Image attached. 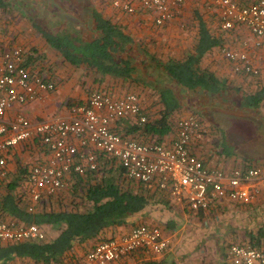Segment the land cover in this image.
Returning a JSON list of instances; mask_svg holds the SVG:
<instances>
[{
  "label": "trees",
  "instance_id": "trees-1",
  "mask_svg": "<svg viewBox=\"0 0 264 264\" xmlns=\"http://www.w3.org/2000/svg\"><path fill=\"white\" fill-rule=\"evenodd\" d=\"M196 1L199 4L194 11L196 39L182 56L156 58L136 42L120 22L95 7L82 9L89 16L87 22L93 29L90 37H84L80 28L73 25V21L65 19V24L59 26L61 17H57L59 20L49 26L34 20L32 27L47 47L58 55L60 63L80 71L76 82L80 87H86L83 90L86 97L93 91L113 96L125 92L138 95L145 121L139 122L137 116L115 120L112 122V129L116 133L134 140L144 137L142 142H165L168 136L171 138L175 135L177 123L183 118L172 121L174 113L181 109L175 86L185 93L192 91L208 98L221 95L229 89L234 90L237 105L241 109L256 108L264 100V79L258 80L253 89L231 87L205 64L208 53L223 46L224 37L209 27L200 8L206 12L212 10L199 0ZM240 1L243 3L247 0ZM9 7L11 4L8 0H0L2 38L5 36L2 31L10 22L7 19ZM115 13L118 14L117 11ZM146 15L127 16H138L140 19ZM152 24L154 25L153 22ZM14 43L15 39L10 37L6 42L0 41V46L5 49ZM19 45L27 52L26 63L29 68L42 75L31 63L32 55L39 51L32 48L33 53L26 46ZM121 80L126 82V89L113 88L112 84ZM55 90L56 84L53 91ZM146 91H151L156 98L157 108L151 114L145 112L142 104V92ZM83 101L82 99L74 104ZM224 151H228L227 148L222 149L223 153ZM26 153L29 154L28 159L25 158ZM43 153L47 152L41 146L40 137L34 136L15 146L7 157L8 173L0 180V214L3 219H13L21 224L35 223L44 230L45 236L42 239L22 241L0 240V264H68L81 258L97 243L127 234L137 225L157 226L164 235L162 228L169 230L178 223L173 216L182 218L186 213L193 215L196 220L208 222L226 210L234 212L251 205V202L223 199L214 202L208 209L192 210L175 201L168 186L160 188L155 179L141 182L130 178L114 156L97 153V165L94 169L65 177L64 186L38 201L37 210L30 212L27 209L29 193L26 179L30 167L40 160ZM148 209L159 218H154L152 214L153 219L141 220L139 216ZM163 218L167 220L166 226H161ZM51 229L55 230L54 235L50 234ZM223 237L231 241L225 248L227 260L222 264H232L228 253L230 246L235 243L255 248L264 246V226L245 228L229 235L223 233ZM91 239L93 242L88 244ZM78 246L81 253L76 254L75 248ZM139 255L146 257L143 263L152 262L153 254L141 249L116 260L123 258L126 261V258H139Z\"/></svg>",
  "mask_w": 264,
  "mask_h": 264
},
{
  "label": "built area",
  "instance_id": "built-area-1",
  "mask_svg": "<svg viewBox=\"0 0 264 264\" xmlns=\"http://www.w3.org/2000/svg\"><path fill=\"white\" fill-rule=\"evenodd\" d=\"M187 0H111L120 14H147L155 26H162L181 14ZM211 9L225 31L245 29L255 43L264 40V0H199ZM235 63V71L257 73L245 48L221 47ZM27 52L20 45L0 46V180L7 176V157L18 144L40 137L43 153L29 169L26 187L28 211L38 201L64 186L65 177L82 174L97 165V153L114 156L128 177L141 182L155 179L160 188L169 187L177 202L192 210L208 209L214 202L230 199L250 202L258 182L264 183V164L224 168L209 165L191 151L192 141L203 137L200 121L193 115L181 118L175 135L165 142H140L122 137L112 122L128 116L146 117L138 95L125 92L113 96L93 91L83 102L69 107L68 118L31 120L25 106L55 89L54 81L32 71ZM44 230L35 223L21 224L0 214V240L42 239ZM169 240L157 226H134L127 234L97 243L81 258L68 264H108L134 250L159 255ZM232 264H264V246L238 243L228 250Z\"/></svg>",
  "mask_w": 264,
  "mask_h": 264
},
{
  "label": "rangeland",
  "instance_id": "rangeland-1",
  "mask_svg": "<svg viewBox=\"0 0 264 264\" xmlns=\"http://www.w3.org/2000/svg\"><path fill=\"white\" fill-rule=\"evenodd\" d=\"M11 4L8 11V24L4 27V38L0 37L1 42H6L10 37L15 39L14 45L22 44L28 48L29 51L34 53L32 48H36L37 52L32 55L33 67L42 73L43 76L52 79L56 84V89L62 90L64 95L63 103L65 106H70L78 102L80 93L84 95L83 100L86 98L85 88L80 87L76 80L79 77L80 71L73 69L67 65L59 62L58 55L51 50L45 44L44 40L37 34L33 27L32 22L42 21L43 24L49 26L59 20L58 25L63 26L66 21H73V25L80 28V32L84 37H90L93 35L92 26H90L89 16L87 13H83V10L90 8H97L101 13L107 15L108 13L116 19L124 27V29L131 33L135 38V41L140 43L148 53L152 54L156 58H166L168 56H182L183 53L188 51L196 39V21L194 20V11L196 10L197 1L187 0L180 15L171 22L164 24L163 26H154L151 22L149 15L143 16L139 19L138 16H127L124 14H117L115 11L110 13L107 11L106 5H111V0H8ZM103 2L105 3L104 5ZM202 15L209 27L214 32H220L224 37L223 45L239 50L245 48L247 56L251 64L257 69V73H246L243 71H235V63L227 59L221 50V47L213 49L208 53L205 64L208 65L213 71L220 73L221 70L228 69L229 73L235 72L242 76L240 86L243 88L253 89L257 85L258 80H262L261 73L264 71V40L255 43L251 35L243 28H236L230 31L223 30L218 20L212 11H203L200 8ZM109 15V16H110ZM58 17V18H57ZM145 17V18H144ZM37 18H40L37 20ZM63 18V19H62ZM138 18V19H137ZM130 20L129 22H127ZM1 32V33H2ZM1 36H3L1 34ZM2 38V39H1ZM5 40V41H4ZM41 52V53H40ZM228 73V74H229ZM219 75V74H218ZM124 87V88H123ZM121 87L126 89V86ZM134 89V88H132ZM177 96L180 99L181 109L178 113H174L172 121L179 117H185L188 115L201 118L207 123L210 131L215 132L214 137L218 143L216 146L229 149L230 146L220 141V135L226 133L225 126L228 125L233 130H227L235 133L234 128L239 130H246L250 133L253 123L248 121L247 116H252L254 111L251 108L241 109L237 105V94L234 90H227L221 95L211 96L208 98L206 95L195 92H183L178 87H174ZM84 90V91H83ZM78 93V94H77ZM151 91L142 92V104L145 107L146 113H153L157 108L156 98ZM78 95V96H76ZM207 97V98H206ZM250 113V114H249ZM227 114L232 115L233 118L227 122ZM238 115V116H235ZM241 128V129H240ZM225 136V135H224ZM228 143V140H227ZM225 144V145H224ZM246 145V144H245ZM216 148V147H214ZM26 159L29 158V154L26 153ZM186 214V213H185ZM180 218L176 221L177 224L173 225L174 228L169 229L162 228L164 235L169 238L168 249L165 253L172 254V260H181V257L193 256L194 261H205L207 264H222L227 260V254H225V248L231 241L223 237V233H217L218 227L224 228L227 224H233V217L231 221L224 219H210L207 221L194 220L190 221L189 217ZM167 220L163 218L161 226H166ZM182 228H185L186 232L190 228L205 229L204 234H200L194 237L197 241L190 239V235L183 236ZM217 230H216V229ZM210 232V233H208ZM181 233V234H180ZM216 236V239L214 237ZM181 237V239H180ZM209 238V239H208ZM174 244L175 247H174ZM195 246V247H194ZM194 247V248H193ZM170 248L172 251L170 252ZM229 250V249H228ZM124 261V260H122ZM126 264V261L123 262Z\"/></svg>",
  "mask_w": 264,
  "mask_h": 264
},
{
  "label": "crops",
  "instance_id": "crops-1",
  "mask_svg": "<svg viewBox=\"0 0 264 264\" xmlns=\"http://www.w3.org/2000/svg\"><path fill=\"white\" fill-rule=\"evenodd\" d=\"M105 3L103 2L102 5ZM107 11L112 13L114 12V8L112 5H106ZM116 11V10H115ZM109 14V13H108ZM213 70V68L211 69ZM216 73V72H215ZM228 69L221 70L220 73H216L220 78H222L225 83L230 85L231 87H235L236 85H240L241 83H238V81L242 80V76L232 72L229 73ZM261 77L264 79V71L261 73ZM113 88H121L126 85V82L121 80L119 82H116V84H112ZM80 86V85H79ZM238 87V86H237ZM62 90L60 88L56 89L55 91H51L40 100H37L36 102H32L31 104L25 106L24 111L27 117H29L31 120H42V119H50V118H68L69 117V107L65 106L63 103L64 95H62ZM78 94V93H77ZM78 96V95H76ZM79 99H83L84 95L80 93L78 96ZM255 112L252 113V116H247L248 121L253 123L252 130L250 133H247L246 130H239V128L235 127L233 134L232 131L228 133L229 130H233L230 127L226 128V133L224 135H220L222 139L220 138L221 144L225 142V144H228L229 149L228 151L222 152L223 148H219L215 144L217 140L214 139L216 136L215 132H211L208 128L207 130V123L203 121L201 118H196L200 121V124L203 129V137L200 140L192 141L191 144V151L197 155L200 159H202L204 162L208 163L209 165L224 167V168H231V167H237V166H259L261 164H264V100L260 103V105L256 108H252ZM250 114V113H249ZM238 116V115H235ZM227 122L230 119H236L233 118L232 115L227 114ZM228 130V131H227ZM131 136V135H129ZM173 137V136H172ZM171 137V138H172ZM144 137L137 138V141L142 142ZM145 139V138H144ZM167 139H170V136L167 137ZM166 139V140H167ZM228 140V143H227ZM246 144V145H245ZM216 147V148H214ZM256 192L254 194L253 199L250 201L251 205L248 206V208L245 209H238L234 212H231V210H226L222 214L219 215V219H224L225 221L229 220L231 221V217H233L234 221L233 224H227L224 226V228H219L217 230V233H224V235H229L232 232L235 231H242L245 228H251V227H259L264 226V183L258 182L256 186ZM225 201V200H224ZM223 201V202H224ZM229 203V202H227ZM178 213H180L178 211ZM154 218H159V216L155 212H150L149 209L144 211V214L142 216H139V218L142 220L143 218H146V220H151ZM167 214V213H166ZM174 215V214H173ZM175 220L177 221L179 217L173 216ZM185 217H189L190 221H194L195 217L193 215L184 214ZM168 231V229H167ZM185 231V228H182V233ZM206 230L200 229V228H190L186 232L183 233V236L190 235V239H193L194 241H197L194 237H197L201 233L204 234ZM210 233V232H208ZM51 235L55 234V230L51 229L50 231ZM181 234V233H180ZM168 238V237H166ZM181 239V237H180ZM209 239V238H208ZM169 240V238H168ZM93 239L88 241L87 243H92ZM170 242V241H169ZM86 243V244H87ZM85 244V245H86ZM176 244H174L175 247ZM195 247V246H194ZM193 247V248H194ZM76 254L81 253V248L78 246L75 248ZM172 251V248L169 250ZM138 258V257H137ZM129 257L126 258V264H145L143 263V260H146L145 256L139 255V258ZM183 260H172V254L169 252L165 254H153L152 262H148V264H207L205 261H194L193 256L190 255L187 256V259L185 257H181ZM180 258V259H181ZM123 258L119 259V261L115 260L112 262H109L108 264H123L122 261ZM223 263V262H222Z\"/></svg>",
  "mask_w": 264,
  "mask_h": 264
}]
</instances>
